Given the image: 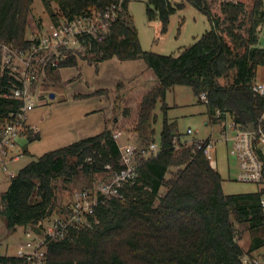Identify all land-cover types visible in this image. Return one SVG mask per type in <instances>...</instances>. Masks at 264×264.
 Returning <instances> with one entry per match:
<instances>
[{
    "label": "trees",
    "instance_id": "trees-1",
    "mask_svg": "<svg viewBox=\"0 0 264 264\" xmlns=\"http://www.w3.org/2000/svg\"><path fill=\"white\" fill-rule=\"evenodd\" d=\"M32 2L0 0V44L21 51L30 48L25 33ZM128 2L43 0L48 8L51 3L59 7L61 14H53V19L102 17L110 7H117L106 32L79 36L84 47L80 58L62 50L57 65H46L48 77L58 81L60 69L76 67L78 59L94 65L111 59L142 60L155 79L138 110L136 131L146 148L154 144L155 105L168 88L177 85L192 89L205 104L212 123H222L230 116L242 129L261 127L264 131V97L252 89L257 67L264 66V51L258 47L264 0H253L251 8L247 0H185L208 17L210 28L177 56L142 50ZM184 7L181 1L148 0L146 16L158 19L164 33L170 16ZM22 85L11 70L0 67V123L12 121L22 106L13 96V90ZM121 85L119 82L117 89ZM107 95L108 89H97L71 98ZM115 117L107 120L100 133L43 153L10 178L8 188L0 193V216L8 230L29 227L41 234L46 219L56 210L58 216L66 211L67 205L56 207L57 180L66 184L79 174L106 172L108 166L113 173L120 170L119 147L110 128ZM22 136L29 142L40 139V133L29 126ZM202 141L198 148V139H181L164 119L158 151L148 157L140 155L134 182L120 189V198L101 201L90 226L50 241L47 264H241L243 255L264 247V210L260 206L264 189L225 194L223 178L203 152L207 140ZM237 225L249 232L246 251L238 243ZM9 262L17 260L0 255L1 264Z\"/></svg>",
    "mask_w": 264,
    "mask_h": 264
},
{
    "label": "rangeland",
    "instance_id": "rangeland-1",
    "mask_svg": "<svg viewBox=\"0 0 264 264\" xmlns=\"http://www.w3.org/2000/svg\"><path fill=\"white\" fill-rule=\"evenodd\" d=\"M169 1L172 3L180 2V0ZM147 2L148 0H129L128 2V11L140 46L144 51L177 56L183 48L191 45L195 39L210 28L208 17L192 4L185 3L182 10L170 16L167 30L162 33L160 21L158 19L148 20L146 16ZM247 2L248 7L251 8L253 0H247ZM53 14H61L56 4L51 3L48 8L43 0H33L25 33V37L31 41L32 48L29 51L26 50L27 52L23 57L13 55V60L9 63V70L18 78L24 80L29 93L33 96L35 106L28 112L29 119L27 122L33 131L36 130L40 133L41 138L29 142L26 137L21 136V139L18 140V160L10 161L7 164V172L0 169V193L8 188L11 172L17 174L21 168L37 159L39 155L85 136L82 134L88 133L90 135L94 133L90 123L91 116L94 114L89 113L80 120L78 116H81L83 112H90L93 106L96 105V100L92 99L91 96L76 102L71 99V95L94 93L99 88L98 81L94 80V76L100 66L97 67V65L88 64L84 60L78 59L76 67L60 69V79L54 81V78H49L45 72L51 53L43 52L31 56V52L35 50L33 45L36 39L49 35L53 25L57 21L63 20V18L53 19ZM92 20V22L97 23V20ZM258 47L264 51V21L258 32ZM68 50L78 54L77 57L80 58L84 47L78 38L68 47ZM7 51V48L2 47L0 55L1 68H5L7 65ZM112 61L117 60H110L108 64ZM103 77L106 78L104 84L109 87L114 79L121 77V74L114 71L111 76L102 74L101 78ZM151 77H153V74L148 70L143 72L142 77L139 79L121 85L119 89H117V83L109 90V95L101 96L100 100L102 105L106 106L109 103L111 108L110 118L116 116L115 122L110 123L113 135L120 134L115 141L118 146L130 144L134 147L135 162L140 159V155L148 157L151 154L149 148H146L140 141L136 131L139 103L143 95L155 84ZM254 81L255 83L264 84V66L257 67ZM50 94H54L53 99L50 98ZM152 113L156 119L153 124L154 133L152 138L157 146L160 143V133L164 119L171 122L176 132L181 134V139L190 140L194 137L198 140H204L210 137V140L214 142V150L211 151V165L219 171L224 180L222 190L225 194L252 193L258 191L260 186L264 187V179L260 184L236 180L237 163L232 156L228 155L229 143L226 145L222 139V134L226 132L225 124L231 122V117L227 116L222 123H212L207 115L205 104L194 95L190 87L177 85L168 88L164 99L157 101ZM188 128L192 130V134L186 133ZM229 135L231 133H228ZM23 147L28 149L29 152L23 153L21 149ZM214 151L215 153H213ZM107 169L106 172H100L92 176L79 174L66 184L57 180L55 182L57 209L69 204L77 192L86 189L91 193H95L99 186L111 181L117 172L110 171L109 166ZM57 216L56 210L43 222L44 227ZM237 231L240 233L238 243L246 251L250 243L249 232L245 230L243 225H237ZM43 237L44 232L41 234L36 233L29 227H17L16 230H8L0 216L1 256L13 257L20 245L27 241L36 243ZM260 251L264 252V247Z\"/></svg>",
    "mask_w": 264,
    "mask_h": 264
},
{
    "label": "built area",
    "instance_id": "built-area-1",
    "mask_svg": "<svg viewBox=\"0 0 264 264\" xmlns=\"http://www.w3.org/2000/svg\"><path fill=\"white\" fill-rule=\"evenodd\" d=\"M123 0H119L121 3ZM116 6L110 7L102 17L91 16L87 18H77L75 20L64 19L57 21L49 32V35L37 38L34 42L35 50L31 52V56L43 52L51 53L48 63L52 66L57 65L59 58L62 57V50H67L81 35L97 36V32H106L108 23L116 17ZM96 22H92L93 20ZM0 53L2 47L7 48L8 61L3 69H9V63L13 60V55L23 57L27 51H21L6 44H0ZM32 45V44H31ZM2 62V61H1ZM46 64V65H47ZM20 79V78H19ZM22 81V87L13 90V96L20 99L23 104L19 111L15 114L12 121L0 123V169L7 172V164L10 161H16L19 158L18 140L22 136L28 117V112L31 111L35 102L32 94L29 93L27 86ZM253 91L264 97V84L255 83L252 86ZM201 100L206 101L205 96L201 95ZM261 120H264L263 116ZM225 130L222 137L228 146V155L232 156L237 163L236 180L241 182H253L260 184L264 179V131L261 127L256 129H242L235 125L232 121L225 124ZM187 134H192L191 129H187ZM228 133L231 135L228 136ZM120 134H114L116 140ZM203 144L199 140L198 148ZM214 142L207 140L203 152L211 161V151L214 149ZM119 147L120 152V170L109 182L103 183L98 187L95 193L88 190L77 192L70 203L66 206V211L60 216L54 218L46 227L44 237L37 239L38 242L27 241L20 245L14 258L17 262L6 264H47L46 253L47 245L50 241L63 239L72 230H78L90 226V219L94 216L96 206L105 199L120 198V189L127 184H132L136 176L137 161H134L135 149L130 144H125ZM149 152L155 154L158 151L156 144L149 146ZM16 153V154H15ZM145 153V152H144ZM15 174L10 173L9 177ZM101 199V200H100ZM260 206L264 210V195L260 198ZM241 264H264V254L261 255H245L241 259ZM1 264V263H0Z\"/></svg>",
    "mask_w": 264,
    "mask_h": 264
},
{
    "label": "crops",
    "instance_id": "crops-1",
    "mask_svg": "<svg viewBox=\"0 0 264 264\" xmlns=\"http://www.w3.org/2000/svg\"><path fill=\"white\" fill-rule=\"evenodd\" d=\"M180 1L186 3L185 0H180ZM111 60H113V59H111ZM109 61L110 60H107V61H104V62H101V63L98 64L100 67L98 69V72H96V74L94 76V80L98 81L97 85H98L99 88H97V89H108L109 88L108 90H110V89H112V87L114 85H116L119 82L122 83L123 85H126L129 82H131V81L139 79L140 77H142L143 72L148 71L146 69V65L144 64V62L142 60L124 61L123 63H120L122 61L117 60V61H112V63L108 64ZM98 65H97V67H98ZM113 70L115 72L120 73L121 77L114 79L112 81V83L109 85V87H107L104 84V82L106 81L105 80L106 78H104V77L101 78L102 74H104L105 76L106 75H110L111 76L113 74V72H114ZM151 78H152L151 80L153 82H155L154 77H151ZM92 99L96 100V103H95L96 105L93 106V109L90 112L87 111V112L81 113L82 115L80 114L81 116H78V117H79V120H80V119L86 117L89 113H91V115L94 114L93 116L89 115L92 118L90 123L92 124V129H93L92 131H94V133L90 134V135H88V133L82 134V135H85V136H81L80 138L88 137V136H92V135L100 133L105 128L107 120H110L112 118V117L110 118L111 108L109 107V103L106 106L102 105V102H100L101 96H93ZM73 100H75V99H73ZM75 101L77 102L78 100H75ZM28 119L29 118L27 117V121H28ZM27 121H26V125L29 126ZM36 132H38V131H36ZM40 138H41V136H40ZM193 138L194 137H192V139ZM194 139H197V138H194ZM222 139H223V137H222ZM75 140H77V139H75ZM204 140H210V137H208L207 139H204ZM225 144H226V142H225ZM28 147H29V145H28ZM24 148L25 147L21 148L22 151H23ZM26 150H27V152H29L28 149H26ZM22 151H21V153H22ZM21 153H20V155H21ZM213 153H215V151ZM262 188H264V187L260 186L259 189H262ZM261 249L262 248L257 249L255 251L251 252L249 255H261V254H264V252L260 251Z\"/></svg>",
    "mask_w": 264,
    "mask_h": 264
},
{
    "label": "water",
    "instance_id": "water-1",
    "mask_svg": "<svg viewBox=\"0 0 264 264\" xmlns=\"http://www.w3.org/2000/svg\"><path fill=\"white\" fill-rule=\"evenodd\" d=\"M50 98L53 99L54 98V94H50Z\"/></svg>",
    "mask_w": 264,
    "mask_h": 264
}]
</instances>
